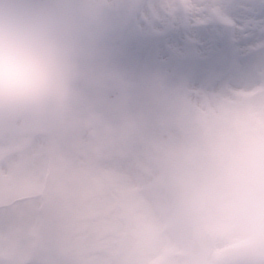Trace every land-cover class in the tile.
Segmentation results:
<instances>
[{
  "label": "rangeland",
  "instance_id": "374dc122",
  "mask_svg": "<svg viewBox=\"0 0 264 264\" xmlns=\"http://www.w3.org/2000/svg\"><path fill=\"white\" fill-rule=\"evenodd\" d=\"M157 3L196 29L240 35L224 25L236 20L237 0H48L46 6L68 21L73 40L75 23L83 56L100 74L75 46L83 72L63 102L0 109V125L13 132L0 140L4 145H21L28 133L40 135L19 165L18 157L0 155V203L36 193L43 162L51 157L42 196L0 212V264L35 260L41 204L35 258L46 242V264H234L240 242L206 230L196 214L201 192L207 200L220 187L243 180L230 171L252 178L264 167V47L256 40L243 64L211 83L155 64L147 34L122 54L116 44L138 31V17ZM128 87L149 93L195 137L181 136ZM255 88L256 98L243 101ZM52 125L41 136V127ZM63 125L69 127L53 148V132ZM157 144L167 154L156 155ZM21 165L25 175L15 178ZM172 219L179 224L163 236L164 221Z\"/></svg>",
  "mask_w": 264,
  "mask_h": 264
},
{
  "label": "clouds",
  "instance_id": "9594fccd",
  "mask_svg": "<svg viewBox=\"0 0 264 264\" xmlns=\"http://www.w3.org/2000/svg\"><path fill=\"white\" fill-rule=\"evenodd\" d=\"M48 0H0V109L61 103L83 72L68 21ZM201 225L240 242L234 264H264V167L212 192Z\"/></svg>",
  "mask_w": 264,
  "mask_h": 264
},
{
  "label": "snow or ice",
  "instance_id": "6c2138e0",
  "mask_svg": "<svg viewBox=\"0 0 264 264\" xmlns=\"http://www.w3.org/2000/svg\"><path fill=\"white\" fill-rule=\"evenodd\" d=\"M234 28L239 37L214 28L196 29L190 19L153 4L138 17V31H130L116 44L126 54L128 45L147 34L152 37L154 63L172 75H186L201 83L219 82L244 63V53L256 40L264 47V0H237Z\"/></svg>",
  "mask_w": 264,
  "mask_h": 264
},
{
  "label": "bare ground",
  "instance_id": "6f19581e",
  "mask_svg": "<svg viewBox=\"0 0 264 264\" xmlns=\"http://www.w3.org/2000/svg\"><path fill=\"white\" fill-rule=\"evenodd\" d=\"M235 248H238V247H235Z\"/></svg>",
  "mask_w": 264,
  "mask_h": 264
}]
</instances>
